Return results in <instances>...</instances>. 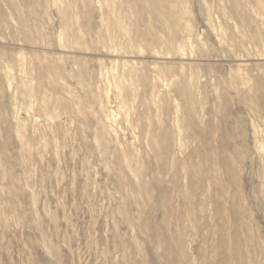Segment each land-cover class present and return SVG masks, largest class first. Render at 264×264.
I'll return each mask as SVG.
<instances>
[{"label": "rangeland", "instance_id": "obj_1", "mask_svg": "<svg viewBox=\"0 0 264 264\" xmlns=\"http://www.w3.org/2000/svg\"><path fill=\"white\" fill-rule=\"evenodd\" d=\"M0 264H264V0H0Z\"/></svg>", "mask_w": 264, "mask_h": 264}]
</instances>
